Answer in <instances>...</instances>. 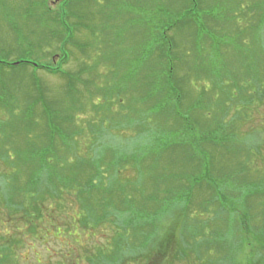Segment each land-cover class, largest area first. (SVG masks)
<instances>
[{
    "label": "trees",
    "instance_id": "16d2710c",
    "mask_svg": "<svg viewBox=\"0 0 264 264\" xmlns=\"http://www.w3.org/2000/svg\"><path fill=\"white\" fill-rule=\"evenodd\" d=\"M49 2L50 0H30L21 9V19H16L15 15H12L13 13L8 10L5 12L4 19L0 18V25L3 21L6 24L7 22L11 24L8 30L11 31L12 37H10L8 31L6 37L0 35V108L10 115L9 119L0 120V132L8 129L9 132L16 135L19 130L25 133L23 129L31 126L29 133L34 135L33 140H23L29 147H17L13 155L18 163L20 161V163L29 165V168L26 182L19 185L17 171L14 169L17 168V164L12 166L13 179L9 177L11 179L9 193L5 196L10 224H14L16 227L15 222L25 221L28 228L22 230L17 226L15 231L18 232L21 240L24 237L26 241L23 243L26 246L29 236L38 237L42 230L57 226L55 224L60 218H63V211L61 207L53 208V205L56 202L59 203L67 193L74 198V201L81 207L82 212L69 218V221L64 225L67 226L65 230L69 231L72 227L76 229V225L90 229L103 224L118 227L117 234L120 233L121 237L116 236L114 249L112 250L111 246L108 253L106 248L99 253L100 258L102 257L106 264H160L159 262L164 261L165 254L172 251L174 255L169 254L170 257L167 259L170 260L165 259L169 264V262L182 255V252H184V250L182 251L183 247H190L189 249L194 247L199 252L203 240L196 243L194 238L197 237V232L193 233L190 230L187 233L188 235L184 234L182 236L184 231L191 227L188 225L187 217L184 214L194 204L192 198L182 199V194H180L182 193V185L179 181L175 182L176 178H173V182L162 184L159 179L147 175L148 169L146 170L145 157L139 160L138 169L133 161V154L130 157L127 155L121 157L116 162V167L108 166L107 170L110 174L106 178L108 184L105 182L103 191L101 190L102 183L96 182V179L100 180L102 176L104 177V171L100 177L92 172L94 169L99 171L100 166H93L90 162H86L88 160L85 158L77 162L72 161L74 163H68L67 166L61 165L62 163L59 162L58 153L67 152L69 145L67 147H55L56 139L60 140L56 138V129L60 128L63 132L62 135L71 133L65 135L66 140H60V143L67 144V142H70V138L75 131L72 130L74 128L72 127L73 118L68 115L71 109L69 106L73 104L80 107V96H77L78 89L74 82L80 80L83 86L89 85L88 79L82 78L84 70L86 69L85 72L88 70V65L84 62L86 60L79 62V69L75 72L67 69L68 67L65 68V66L70 63L73 57L72 49L78 45L75 35H78L82 28L86 29L87 25L93 26L88 23L87 13L80 1L59 0L56 9L52 8L48 4ZM230 2L231 0H225L226 4ZM215 4L216 0H169L164 5L165 10H169L168 13L164 12L162 14L161 8L157 10L160 13V18H158L153 31L155 39L152 40L149 37V31L144 33L143 30H140V36L144 39L141 38L142 41L137 49L135 48L137 45L135 42L130 46V49H132L131 55L135 49L137 53L143 55L145 52L147 56H144L147 63L144 67L137 69V80L133 87L139 95L135 99L146 110L157 111L156 131L163 130L164 136L165 134L174 135L178 131H182V133L189 131L194 135L198 133L199 141L191 139L189 142L184 143V147L194 146L202 150L203 161L199 163V160L194 166V169H198V166H200V172L196 175L193 173V176H198L201 183L207 182V185L203 186H206L210 192L213 191V196L205 199V204L203 202L197 203V209L206 212L207 207L213 206V209H215L213 219L219 217L227 228L223 231L222 228L216 227L214 228L217 229L215 232H217V236L221 237L226 230L230 231L231 229L230 232L235 239L232 241L237 246L234 250L236 256L238 247L248 246L250 256L246 263L237 262L235 260L236 256H234L229 264H264V209L260 208L261 205L264 206V202L258 203L256 200H264V180H250L249 183L241 180V182H245L244 185H250L245 188V192L239 186L237 188L239 190L233 189L225 193L226 182H224V179L233 178L231 174L216 169L217 175L215 177L212 175V170L208 165H211L213 156L208 154L209 152L205 147L208 146L211 149L219 145H235L233 139L235 135L228 133L226 122L230 123V121L217 120L216 118L215 120H212V118L208 121L203 120L199 118L202 117L201 115H198L199 117L195 116L193 114L195 109L191 110V108L198 104L202 105L204 101L211 103L217 96L213 93L207 95L203 91L199 94L197 100H193L195 105L192 106V103L190 107L181 113L182 101L189 99V97L193 99V97L190 95L187 86L189 74L184 73L182 79L177 75V68L181 61L177 50L183 48L182 51L190 54L196 52L199 44H204L207 41L211 44L214 43L213 40L204 38L202 33L214 34L217 27L227 23V21H219L216 17L214 13ZM255 6H250L249 12L255 11L256 14L257 7ZM108 16L114 20L105 23H110V26L114 27L113 30H117L115 27H119L121 23L123 27H125V24L129 25L126 20L119 17H133L129 13L120 12L117 7ZM224 16L233 20V9H225ZM165 17L168 22L164 19ZM142 24H144L142 28L147 26L146 22H142ZM173 28L179 33L182 31V40H185V45L182 44L183 41H177L174 35L170 33ZM236 31H240V29H236ZM136 35L137 33L134 31L133 37H136ZM50 48L53 50L49 51ZM77 50L79 54L84 55L86 49L80 47ZM53 51L55 52L53 53ZM26 56L33 57V59ZM47 56H51L49 60L45 59ZM54 56H57V60L54 59ZM168 56H171V58ZM43 59L46 61H42ZM75 59L78 60V58ZM193 70L198 73L194 68ZM41 72L62 80L63 92L61 91V96L56 98L51 95V90L39 80L38 73ZM125 73L126 71L123 72V77L126 76ZM202 73H207L206 78H209L212 76L213 71L209 68L202 69ZM24 77L28 78L27 85H24L21 81V78ZM126 92L127 90L121 95L124 96ZM240 93L249 102L261 101L264 97V95L254 94L246 87H241ZM21 94L23 95V103H19ZM74 98L76 99L74 100ZM39 106L41 109L39 108L40 111L36 112L35 109ZM75 108L77 107L75 106ZM228 110L227 106H220V111L224 115H227ZM210 112L207 115L210 114V117H212L211 114L214 112ZM160 119L165 123L173 122V129L171 130L169 127L167 129V124H163ZM197 126L201 130L197 131ZM48 133L51 136L47 139L51 142L41 141ZM40 143H45V147H40ZM70 148L72 149V147ZM190 160H192L191 156ZM123 163L126 166L134 165L136 174L138 171L141 172V168L144 170V174L139 176L138 183L130 182L128 179L123 184L117 182L118 180L115 179L116 172H120L118 166ZM244 167L239 168L240 175L246 172V166ZM180 180L182 181V179ZM94 181L97 183L96 186L93 183ZM221 181L223 182L221 198H217V195L214 196V192L220 191ZM147 183L150 186V191ZM261 185H263L262 191L255 196L250 195L255 192L254 188L256 186ZM21 186H23V194L28 198L26 204L20 196L21 192L18 191ZM199 186L202 187V184ZM97 187L101 190V197L97 194L100 191L95 190ZM128 193H131L133 197ZM114 195L119 196H117L118 201L115 205L112 204L110 198ZM137 196L141 199H137ZM178 208H180L182 214H177ZM53 210L56 211L53 212ZM173 210L176 213L174 222L176 227L174 225L170 228L167 227L159 234L161 223L167 217L165 215H170L168 212ZM18 213L20 214L18 215ZM206 226L210 227L209 225ZM182 228L184 231H182ZM128 233H132V238H127ZM136 239L137 244L135 243ZM3 240L0 246V261L8 257L6 251L7 249L12 251L11 245L21 244L19 240L14 243V238ZM35 241L38 242L37 239ZM205 244L208 245L206 251L214 249L219 255L230 249L226 246L225 241L207 242L205 240ZM216 246H218V249ZM103 251L106 253H103ZM226 253V255H229L228 252ZM199 255H201V252H199ZM226 258L228 256L224 257V260Z\"/></svg>",
    "mask_w": 264,
    "mask_h": 264
},
{
    "label": "rangeland",
    "instance_id": "374dc122",
    "mask_svg": "<svg viewBox=\"0 0 264 264\" xmlns=\"http://www.w3.org/2000/svg\"><path fill=\"white\" fill-rule=\"evenodd\" d=\"M28 1L30 0H0V18L4 19L5 12L8 10L13 13L12 15H15L16 19H21V9L26 6ZM58 1L50 0L48 4L56 9ZM78 1H80L87 13L88 23L96 29L89 25H87V27L89 26L88 29L87 27L86 29L82 28L79 34L75 35L78 45L74 49L70 47L73 57L65 68L68 67L67 69L75 72L79 69V62L86 60L84 62L88 65V70L86 72V69L84 70L85 73L83 72L82 78L88 79L89 85L83 86L80 80L74 82L78 89L77 96H80V107L71 104L69 106L71 108L69 114L66 113L73 118L72 127L74 128L72 130L75 131L70 138V142L66 141L67 144L60 143V140H66L65 135L71 133L62 135L61 129H56V138L60 140L56 139L55 147H67L69 145L67 152L58 153L59 162L62 163L61 165L67 166L68 163L81 161L85 158L88 160L86 162H90L93 166H100L99 171L94 169L92 172H95L100 177L104 171L105 176H102L100 180L96 179V182L102 183L101 190L103 191L106 178L110 174L109 170H107L108 166L116 167V162L121 157L126 155L130 157L133 154V161L138 169L139 160L145 157L146 170L148 169L147 175L159 179L162 184L173 182V178H176L175 182L179 181L182 185V193H180L182 194V199L192 198L194 204L184 214L187 217L188 225L191 227H188L185 231L182 228V231H184L182 236L184 234L188 235L187 233L191 230L193 233L197 232V237L194 238L196 243H200L203 240L201 242L202 248L199 251L201 255L194 247L192 249L183 247L182 251L184 250V252H182V255L169 262V264L231 263L232 258L236 256L234 250L237 247L232 241L235 239L230 232L231 229L230 231L226 230L221 237L217 236V232H215L217 229L214 228L220 227L223 231L227 228L219 217L215 220L213 219L215 210L213 206L207 207L206 212L196 207L197 203L203 202L205 204L204 200L213 196V191L210 192L206 186H203L207 185V182L201 183L198 176H193V173L196 175L200 172V166H198V169H194V166L199 160V163L203 161L202 150L194 146L184 147V143L189 142L191 139L199 141L198 133L194 135L189 131L183 133L178 131L174 135L165 134L164 136L163 130L156 131L157 111L146 110L135 99L139 95L133 87L137 80V69L144 67L145 63H147L145 59L147 54L144 52V56L142 53L136 52L138 45L144 39V37L140 36V30H143L144 33L149 31V37L152 40L155 39L153 31L158 18H160V13L157 10L161 8L162 14L164 12L168 13L169 10H165L164 5L169 0ZM134 1L135 3H133ZM250 6L257 7L256 14L254 13L255 11L249 12ZM115 7L120 12L133 15L132 18L118 16L120 19L126 20L129 25L125 24V27H123L121 23L119 27H115L117 30H113L114 27L112 28L110 23H105L114 20L110 19L108 15L113 12ZM228 8L233 9V20L224 16V10ZM214 13L219 21H227V23L217 27L214 30V34L202 33L204 38L213 40L214 43L211 44V42L207 41L204 44H199L196 52L190 54L182 51L183 48L177 50L181 59L177 68V75L182 79L183 75L189 74L187 86L190 95L193 97V99L189 97V99L182 101L181 113L190 107L193 100H197L199 94L203 91L207 95L213 93L217 96L211 103L204 101L202 105L198 104L192 107L191 110L194 108L195 112L193 114L195 116L201 115L202 117H198L203 120L208 121L211 118L215 120L216 118L217 120L230 121V123L226 122L228 124L226 127L229 130L228 133L235 135L233 139L236 144L219 145L211 149L208 146L205 147L209 152L208 154L213 156L211 165H208V167L212 170L214 177L217 175L216 169L223 171V173L227 171L233 177L224 179V182H226L225 193L233 189L239 190L237 189L239 186L245 192V188L250 186L249 184L244 185L245 182L264 180V97H262L261 101L249 102L240 93V88L246 87L256 95H264V0H231L229 4H226L225 0H216ZM164 19L168 22L166 17ZM142 22H146L147 26L142 28L144 25ZM9 25L11 26L9 22L6 24L5 21L1 23L0 35L6 37L8 31L11 37V31L8 30ZM236 29H240V31H236ZM134 31L137 33L136 37H133ZM177 32L174 28L170 31L177 41L181 40L183 41L182 44H184L185 40H182V31L180 33ZM187 34L189 35L188 32ZM134 42L137 45L131 55L132 49H130V46ZM80 47H85L87 50H85L84 55L78 53L77 49ZM52 50L51 48L49 49V51ZM26 57L33 59L30 56ZM50 57L47 56L45 59L49 60ZM168 57L171 58V56ZM75 58H78V60ZM54 59L57 60V56H54ZM46 60L43 59L42 61ZM208 68L213 73L212 76L206 78L207 73H202V69ZM124 71H126V76L123 77ZM38 75L40 76L39 80L51 90L53 97L58 98V96L62 95L63 82L60 78L43 72L38 73ZM21 81L24 85L29 82L27 77L21 78ZM125 90H127V95H121ZM213 94L211 95L213 96ZM19 103H23L22 94ZM194 105L193 103L192 106ZM222 105L227 106L229 109L227 115L220 111V106ZM39 108L40 106L35 111H40ZM210 111L214 112L211 114L212 117H210V114L209 116L207 115ZM9 118V113L0 108V120ZM161 122L165 123L162 120ZM226 123L224 124L226 125ZM165 124H167V129L168 127L171 130L173 129V122ZM28 127L23 129L25 133L19 130L16 135L9 132L8 129H4L3 133L0 132V246L4 241L3 239L7 238H14V243L15 241L18 242V240L21 242L19 245H13L14 248L10 244L12 251L7 249L8 257L0 261V264H106L103 258H100L99 253L104 248H106L108 253V250H111V246L112 250L114 249L117 240L115 239L116 236L121 237L120 233L117 234L118 227L115 228L116 226L106 224L107 227L103 224L90 229L76 225L77 231L74 227L69 231L65 230L67 226L64 225L69 221V218L82 212L81 207L74 201V198L67 193L59 203L56 202L53 205V208L61 207L63 211V218H60L58 222L56 220L57 223L55 225L57 226L42 230L38 235L39 238L29 236L26 246L23 243L26 241L24 237L21 240L18 232L15 231L17 226L22 230H26L28 227L25 221L15 222L17 224L16 227L14 224H10L9 215L7 214L9 210L7 205H5V196L9 193V182L13 179L11 172L13 165L17 164V168L14 169L17 171V182L19 185H23L26 182L29 165L20 163V161L18 163L13 155L17 147H29L26 142L24 143V139H34L33 133H29L32 127ZM196 128L197 131L201 130L198 129V126ZM50 136L48 133L41 141L45 140V143H47V141H50L47 139ZM45 143H40V147H45ZM190 156L192 160H190ZM243 165L246 166V172L240 175L239 168L244 167ZM118 167L120 172H116L117 176L115 179L121 184L127 179L130 182L138 183L140 174H144L142 168L141 172L138 171L136 174V167L131 164L126 166L123 163ZM228 173L227 176L229 177ZM241 180L245 182H241ZM96 182H93L95 186ZM200 184H202V187L199 186ZM222 187L223 182L221 181L220 191L214 192V196L217 195V198H221ZM254 189L255 192L250 194L252 196L262 191L263 185L256 186ZM95 190L100 191L97 194L101 197V190L98 187ZM18 191L21 192L20 196L23 198L24 204H26L28 198L23 194V186ZM128 194L133 197L131 193ZM117 196L110 197L113 205L118 201L119 196ZM137 199H141V197L137 196ZM256 200L258 203L264 202L263 199ZM260 208L264 209V206L261 205ZM168 213L170 215H165L167 217L161 223L162 230L159 229V234L167 227L170 228L173 225L176 227L174 223L175 211ZM177 214H182L180 208H178ZM206 225L210 227L208 228ZM127 236L128 239L132 238V233H128ZM36 239L38 242L35 241ZM205 240L207 242L225 241L226 246L230 248L226 251L229 255H226V252L219 255L214 249L206 251L208 245L205 244ZM136 241L137 239L135 240L137 244ZM146 248L148 249V247ZM216 248L218 249V246ZM106 252L103 251V253ZM169 254L174 255L172 251ZM169 254H165L166 260L170 257ZM236 254L235 260L237 262L246 263L250 256L248 246L238 247ZM226 256L228 258L224 260ZM165 259L164 261H166ZM164 261L159 263H168Z\"/></svg>",
    "mask_w": 264,
    "mask_h": 264
}]
</instances>
